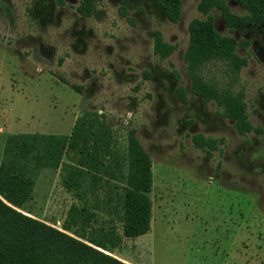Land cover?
I'll return each mask as SVG.
<instances>
[{
  "label": "rangeland",
  "instance_id": "374dc122",
  "mask_svg": "<svg viewBox=\"0 0 264 264\" xmlns=\"http://www.w3.org/2000/svg\"><path fill=\"white\" fill-rule=\"evenodd\" d=\"M80 1L0 0V160L9 134H69L85 111L96 113L122 158L133 129L152 160L151 229L124 238L114 256L129 264H264V24L229 32L211 12L220 33L248 42L237 48L246 59L238 73L221 61L202 71L243 94L260 129L243 135L191 90L185 51L189 23L207 17L200 0H182L177 23L156 0H100L89 17L78 13ZM156 31L176 46L167 58L154 52ZM197 134L218 141L211 155L195 146ZM73 203L60 169L44 168L20 210L60 228Z\"/></svg>",
  "mask_w": 264,
  "mask_h": 264
},
{
  "label": "trees",
  "instance_id": "16d2710c",
  "mask_svg": "<svg viewBox=\"0 0 264 264\" xmlns=\"http://www.w3.org/2000/svg\"><path fill=\"white\" fill-rule=\"evenodd\" d=\"M99 1L81 0L78 13L91 16ZM156 2L171 23L179 22L182 0ZM232 3L244 13L234 12ZM198 9L207 17L195 18L188 25L185 63L191 90L206 103L214 101L240 134L259 133L248 119L243 94L220 88L206 80L202 71L210 61L226 63L232 73L246 64L237 48L248 42L220 33L211 12H218L232 32L250 23L264 24V0H200ZM175 49L155 32V54L167 58ZM174 76L179 79L177 73ZM177 93L182 102L187 101L183 86L177 87ZM112 132L105 117L85 111L69 134L7 135L0 160V264H129L112 253L124 238L151 229L152 160L133 129L127 133L122 158L114 149ZM193 142L208 155L218 143L201 134ZM44 168L60 169L63 186L77 199L60 228L20 210Z\"/></svg>",
  "mask_w": 264,
  "mask_h": 264
}]
</instances>
